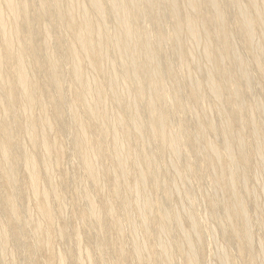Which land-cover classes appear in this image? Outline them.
Wrapping results in <instances>:
<instances>
[{"label":"bare ground","instance_id":"1","mask_svg":"<svg viewBox=\"0 0 264 264\" xmlns=\"http://www.w3.org/2000/svg\"><path fill=\"white\" fill-rule=\"evenodd\" d=\"M262 87L264 0H0V264H205L188 175L256 264Z\"/></svg>","mask_w":264,"mask_h":264},{"label":"rangeland","instance_id":"2","mask_svg":"<svg viewBox=\"0 0 264 264\" xmlns=\"http://www.w3.org/2000/svg\"><path fill=\"white\" fill-rule=\"evenodd\" d=\"M229 24L231 25V27L235 30V28H236V25H235V20L234 19H230V21H229ZM146 26V25H145ZM237 40H238V42H239V45H240V49H241V51L243 50V45H242V40L241 39H239V38H237ZM252 66H253V69L255 70V64H254V61L252 60ZM258 82H259V80H257L256 81V84H258ZM260 86H262V84L260 85ZM262 90H263V92H264V88L262 87L261 88ZM184 93H185V96L186 97H188V92H187V90L186 89H184V91H183ZM252 98H253V96L252 95H248V96H246V101L249 103L250 101H252ZM226 108L227 109H229V107L228 106H226ZM186 116H187V118L188 119H191V112H190V109H187L186 110ZM213 118V117H212ZM257 119L260 121H263L264 122V117L262 116V115H257ZM244 131H245V134H247V136L249 137L250 135H251V127L249 126V125H247V126H245V129H244ZM58 132L59 133H61L60 132V130H58ZM63 136H64V134H63ZM249 159H250V163L254 166L255 164H254V154L253 153H251L250 152V157H249ZM64 169H66V170H69V171H72L73 169H71V167L69 166V163L67 164H64ZM252 169H254V168H252ZM256 169V168H255ZM253 172H254V170H253ZM256 172H257V174H259V172H258V170H256ZM256 172H255V175H254V177H253V175L251 174L250 176L251 177H249V181H248V184H247V187H248V190L250 191V194H252L253 196H251L250 198H249V203H250V210H251V212L252 213H250L249 215H250V218H251V224H252V233H254L253 234V238H255V246H256V249L257 250H263V248H264V241H263V237H264V193L263 192H261V191H263V187H264V180H262V178H259V176H257L256 175ZM160 175H161V179H162V181L164 182L163 184H164V186L166 185V186H169V184H171V181H169V174H168V172L165 170V169H163V168H161L160 169ZM255 176H256V178H255ZM188 177H189V183L187 184L192 190V192L194 193V196H193V198H194V200L196 201V204H197V207H198V209L202 212V215L204 214V224L205 225H207L208 227L210 226V228L211 227H213V229L215 230V232H216V239L218 240V242L216 241H211V247H210V244L209 245H207V249H205V253H204V255L207 257V255H208V257L206 258V260H205V264H220L221 262H220V260H218V258L217 257H215L216 256V254L218 253V251L217 250H219L218 249V247H220V246H222V245H224V246H226V248L227 249H229L230 250V252H234V249L236 248V247H238L239 246V244H240V242H238V241H232V240H230V239H228V237L226 236V235H223L222 234V232H221V230H219V228H218V225H217V222L216 221H214L213 219H211V218H209V217H207L206 216V213L205 212H207V209H208V200H207V198L205 197V196H203V195H201L200 194V184L195 180V178L194 177H192V176H190V175H188ZM258 180H261V181H258ZM260 183H263L262 185V187H261V184ZM181 185H182V183H181ZM203 188L205 189V190H210V184H209V181L208 180H206L205 181V183L203 184ZM257 193L256 194V198H255V193ZM67 196H68V199H71L72 201H74V199H72V187L70 188H68L67 189ZM262 193V194H261ZM155 197H157V199H159V201L161 202V203H167V201H166V199H165V196H164V194H163V192L161 191V190H158V192L155 194ZM254 197V198H253ZM252 198V199H251ZM254 199V200H253ZM256 199H258L257 201H256ZM253 200V201H252ZM255 201V202H254ZM172 205L173 204H178V205H182L183 204V199H182V196L179 194V195H173V198H172V200H171V202H170ZM253 203H254V205H253ZM256 207L255 209L253 208V207ZM258 206V207H257ZM74 209L78 212L79 211V209H80V207H79V205H77V204H75L74 205ZM259 210L261 211V213H263V214H261L260 212H259ZM70 211V210H69ZM258 214H256V213ZM69 214L70 215H72L71 214V212H69ZM259 215H261V222L262 223H259L260 222V219H258L259 218ZM253 219V220H252ZM263 220V221H262ZM256 223H254V222ZM258 221V222H257ZM254 223V224H253ZM187 226V225H186ZM261 226V228H259V227ZM173 227L174 226H172L171 225V228L173 229ZM263 227V228H262ZM187 228H188V226H187ZM82 230H84V229H82ZM172 231H174V234H173V239L175 238H177V231H176V228L175 229H173ZM83 232H85V231H83ZM86 239V238H85ZM211 239V233L209 232V231H206V233H205V240H206V243L207 242H209V240ZM259 239V240H258ZM258 242H260V244L258 243ZM87 243V242H86ZM215 243V244H214ZM222 245H221V244ZM55 244H56V249L57 250H60V248L62 247L63 248V245L59 242V241H55ZM128 244V246H129V243H127ZM213 244V245H212ZM258 244V245H257ZM217 245V246H216ZM257 246L258 247H260V249L259 248H257ZM209 247V248H208ZM263 247V248H262ZM61 248V249H62ZM207 251V252H206ZM209 251V252H208ZM216 251V253H214ZM208 253H210V255L208 254ZM212 253H214V254H212ZM245 253V252H244ZM251 256V253H246L243 257H241V258H238L237 260H236V262H235V264H245L246 263V261L247 260H249V257ZM261 257H263V258H261ZM116 259V258H115ZM185 258H183V256L182 255H179V254H176V256H175V261H174V264H186L185 263V260H184ZM260 259V260H259ZM261 259H263V261H264V256H257V259H256V264H263V262H262V260ZM258 261V262H257ZM114 264H115V262H114ZM125 264H137V263H135V262H133V261H129V260H126L125 261Z\"/></svg>","mask_w":264,"mask_h":264}]
</instances>
